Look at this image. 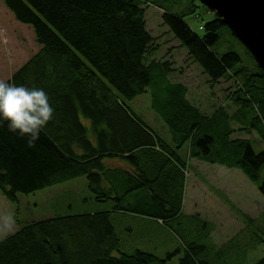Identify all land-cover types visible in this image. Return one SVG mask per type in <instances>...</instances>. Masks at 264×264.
<instances>
[{"label": "trees", "instance_id": "16d2710c", "mask_svg": "<svg viewBox=\"0 0 264 264\" xmlns=\"http://www.w3.org/2000/svg\"><path fill=\"white\" fill-rule=\"evenodd\" d=\"M0 1L14 20L31 28L39 46L6 82L43 89L54 109L33 147L0 122V194L16 204L19 194L83 176L95 201L114 202L110 211L20 226L0 240V264H167L174 257L176 264H213L208 228L193 238L169 223L183 216L188 158L238 169L264 197V150L229 138L232 121L264 143V73L248 51L243 47L245 61L234 50L216 52L221 32L234 38L219 19L205 22L198 35L160 0ZM180 1L191 14L200 4ZM146 6L161 10L162 25L211 85L232 83V114L203 115L186 98V85L168 80V61L151 59L158 45L146 29ZM147 87L169 140L126 103ZM131 197L134 210L126 205ZM127 212L167 227L183 251L163 258L138 249L123 252L110 215ZM253 264H264V255Z\"/></svg>", "mask_w": 264, "mask_h": 264}, {"label": "rangeland", "instance_id": "374dc122", "mask_svg": "<svg viewBox=\"0 0 264 264\" xmlns=\"http://www.w3.org/2000/svg\"><path fill=\"white\" fill-rule=\"evenodd\" d=\"M160 1L164 8L182 14V18L189 28L198 35L203 34L201 26L214 16L201 4H197L195 13L191 14L183 10L185 4L180 0ZM160 15L161 10L146 6L144 13L146 29L158 45V50L151 59L161 64L168 61L171 72L168 75V80L186 85L188 90L186 98L203 115L209 117L219 110L227 111L230 114L226 102L229 90L233 89L232 83L221 80L211 85L201 69L188 58L185 49L181 50L178 42L173 40L171 34L167 32V28L162 25ZM213 48L220 54L227 50H234L243 61L249 57L243 46L226 32L220 33V39ZM38 50L39 46L34 40L31 28L14 20L0 1V80H8ZM150 92L151 89L147 87L146 92L126 103L162 137L169 140L170 134L166 126L151 109ZM83 121L85 123L86 120ZM230 129H232L229 135L230 139L245 138L244 140L250 142L255 152L264 150V143L255 132L242 126L230 127ZM110 164L121 166L119 161ZM228 171L229 168L218 164L208 163L207 165L188 158L186 181L182 192L181 210L183 216L181 220L184 221L182 229L202 227L201 231H203L204 228H210L211 235L207 241L210 244L208 257L211 262L213 261V264H253L264 255V197L238 169L232 170L236 174L234 183L236 185L245 184L250 189L247 187L246 191L245 188L241 189L244 192H237L238 196L235 193L234 195L229 193L222 186V182L225 184L226 178L230 176ZM196 179L197 182L201 181L203 189L196 186ZM203 181L207 182L204 184ZM198 185L200 186V184ZM239 187L241 188V186ZM132 198L126 205L134 210ZM213 201L225 206L228 210L225 207L219 209L216 206L215 213L218 217L215 218L209 210V208H213ZM113 205L114 202L111 199L102 202L95 201L87 187V180L83 176L27 195L19 194L16 204L9 203L0 194V216L10 213L15 219V225L11 231L0 232V240L31 221L66 214L110 211ZM259 210L260 216H258ZM186 213H199L200 215L202 213V215L201 217L199 215L186 216ZM199 218H202V221ZM214 219L216 226L210 223ZM110 220L120 239V249L123 252L130 253L138 249L163 258L168 246L172 251L177 248L175 247L177 242L173 235L160 229L155 220L130 212L111 213ZM240 227L242 230L239 232ZM235 233L237 234L235 235ZM234 235L233 240L223 246ZM219 249L221 250L219 251ZM167 264H176V258Z\"/></svg>", "mask_w": 264, "mask_h": 264}, {"label": "clouds", "instance_id": "9594fccd", "mask_svg": "<svg viewBox=\"0 0 264 264\" xmlns=\"http://www.w3.org/2000/svg\"><path fill=\"white\" fill-rule=\"evenodd\" d=\"M53 115L49 96L43 89L0 80V122H7L9 132L22 139L27 137L29 147L35 145L41 129ZM14 225L12 214L0 216V232L11 231Z\"/></svg>", "mask_w": 264, "mask_h": 264}, {"label": "water", "instance_id": "95a60500", "mask_svg": "<svg viewBox=\"0 0 264 264\" xmlns=\"http://www.w3.org/2000/svg\"><path fill=\"white\" fill-rule=\"evenodd\" d=\"M227 27L264 73V0H197Z\"/></svg>", "mask_w": 264, "mask_h": 264}, {"label": "crops", "instance_id": "0c3cea01", "mask_svg": "<svg viewBox=\"0 0 264 264\" xmlns=\"http://www.w3.org/2000/svg\"><path fill=\"white\" fill-rule=\"evenodd\" d=\"M171 74V73H170ZM221 80H219L218 82H220ZM228 101L226 102V105H227V107L230 109V114H232V112L233 111H235L236 110V106H234V105H232L231 103H230V99H229V97H228V99H227ZM224 104H225V102H224ZM231 106V107H230ZM226 113H227V111H225ZM228 114V113H227ZM229 125H230V127L231 128H235V127H238L239 125H237V124H235L234 122H230L229 123ZM235 126V127H234ZM239 133V132H238ZM241 139H245V138H241ZM192 159H195V160H198V159H196V158H192ZM198 161H200V162H203V163H206L207 165H208V163L207 162H204V161H202V160H198ZM121 163V162H120ZM119 165V164H118ZM117 166V165H116ZM122 166H123V163H122ZM221 166V165H220ZM222 167H224V166H222ZM187 168H188V166H187ZM227 168V167H226ZM233 169H236V168H229V174L228 175H230L228 178H226V182H225V184L222 182V186H223V188L225 189V190H228V192L229 193H231V194H233L234 195V193L238 196V193L237 192H244V191H241V189H244L245 188V191L247 190V188L248 189H250L249 188V186H245V184H242V185H236L235 183H234V177H236V174L234 173V171H232ZM188 174H189V171H188ZM235 174V175H234ZM204 182V184L207 182V181H203ZM195 184H196V186L198 187V188H200V187H202V189L204 188V186H203V184L201 183V181H198L197 182V179L195 180ZM198 184H200V186L198 185ZM239 186H241V188L239 187ZM247 187V188H246ZM212 204H213V208H209V210L211 211V213H212V215H214V217L215 218H217L218 216L216 215V213H215V207L217 206L219 209H222L223 207H225V206H223V205H221V204H219V203H215V201H213L212 202ZM226 208V207H225ZM226 210H228L227 208H226ZM253 211H255V210H253ZM228 213H230L229 211H227ZM183 214V213H182ZM191 215H199V217H201V215H202V213H201V215L199 214V213H194V214H192V213H186V216H191ZM245 215V214H244ZM261 215V212H260V210H259V213H258V216H260ZM245 216H248V215H245ZM257 216V217H258ZM182 217V216H181ZM199 220H201L202 221V218H199ZM151 221V220H150ZM212 225H215L216 226V220L214 219V221L213 222H210ZM157 224H158V226H159V228L160 229H162V230H166L167 232H168V234L170 233L171 235H172V233L170 232V230L167 228H165L162 224H160L158 221H157ZM183 224H184V221H182L181 219H178V223L175 221V223H169V225H171V226H174V228L175 229H177V230H180L181 231V233L182 232H185V233H189L193 238H195V235L194 234H196V235H198V233H195L196 232V230H197V232H199V235L201 236V233H203V232H201L200 231V227H197V228H193V229H188V228H184V229H182L183 228ZM157 226V227H158ZM181 228V229H180ZM210 229V228H209ZM242 230V227H240L239 229H238V231L240 232ZM237 231V233H239ZM237 233H235V235L237 234ZM210 235H211V230H210V233H209V238H210ZM235 235L233 236V237H231V238H234L235 237ZM230 238V239H231ZM229 239V240H230ZM176 240V239H175ZM228 240V241H229ZM176 242H177V246H175V247H177L176 249H178V248H181V251H183V246L182 247H180V245L178 244V241L176 240ZM200 242V241H199ZM167 251H166V254L167 253H172L173 251H172V249L168 246L167 248ZM176 258V263H177V259H178V257H174V258H172L169 262H172V260L173 259H175ZM214 259L216 258L215 257V255H214V257H213Z\"/></svg>", "mask_w": 264, "mask_h": 264}]
</instances>
